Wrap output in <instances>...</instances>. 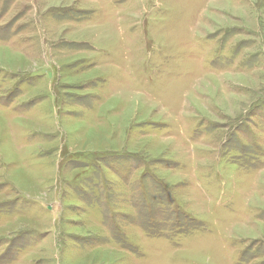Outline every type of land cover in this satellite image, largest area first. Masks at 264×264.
I'll return each mask as SVG.
<instances>
[{"label":"rangeland","instance_id":"obj_1","mask_svg":"<svg viewBox=\"0 0 264 264\" xmlns=\"http://www.w3.org/2000/svg\"><path fill=\"white\" fill-rule=\"evenodd\" d=\"M0 264H264V0H0Z\"/></svg>","mask_w":264,"mask_h":264}]
</instances>
